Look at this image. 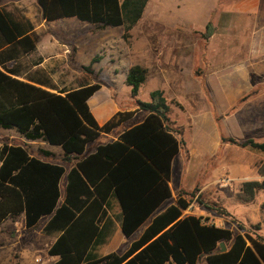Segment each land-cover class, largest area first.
<instances>
[{"label": "trees", "instance_id": "trees-1", "mask_svg": "<svg viewBox=\"0 0 264 264\" xmlns=\"http://www.w3.org/2000/svg\"><path fill=\"white\" fill-rule=\"evenodd\" d=\"M148 1L37 0V5L40 18L47 22L75 18L97 31L121 27L127 40ZM32 29L28 20L17 19L0 7L1 46L32 52L37 42ZM213 30L208 22L203 38H210ZM0 67V129L15 130L26 141L59 146L62 161L70 166L66 171L65 164L30 156L26 146L2 142L0 225L23 214L25 228L31 231L48 219L40 232L55 238L47 251L56 258L55 264H198L202 259L206 264H264L262 237L242 227L234 233L202 217L184 214L190 201L182 196L156 214L172 198V164L185 146L178 138L180 130L169 121L170 107L161 89L150 92L147 102L137 100L136 110L117 112L99 125L88 100L100 84L51 92L41 84L18 79L17 71L2 61ZM83 70L91 72L89 66ZM147 74V69L137 64L127 71L124 82L133 98ZM137 112L145 114L141 122L125 127L115 140L86 153L90 143L115 133ZM230 142L237 144L233 139ZM240 145L264 153V142L248 139ZM258 172L261 180L242 182L240 203L250 204L258 191H264V164ZM63 176L66 184L61 195ZM259 210L264 215V201ZM150 218L124 252L103 255L117 229L130 238ZM220 243L224 252H220Z\"/></svg>", "mask_w": 264, "mask_h": 264}, {"label": "rangeland", "instance_id": "rangeland-1", "mask_svg": "<svg viewBox=\"0 0 264 264\" xmlns=\"http://www.w3.org/2000/svg\"><path fill=\"white\" fill-rule=\"evenodd\" d=\"M243 2L149 0L127 40L123 39L122 28L97 31L95 26L76 19L66 21H72V25L58 23L55 33L64 45L58 54L66 50L65 59L76 70L70 68L65 85L72 86L70 89L79 82L101 85L94 98L98 102L90 106L97 121L116 107L119 112L136 110V101H149L154 90L164 92L170 107L169 121L180 130L178 138L185 143L173 162L170 182L171 201L179 196L190 201L184 214L194 212L207 223L234 233L242 227L264 239V215L259 210L264 191H258L250 204L238 200L242 182L263 178L258 171L264 164V153L240 145L248 139L264 142V51L254 49L259 42L264 46V0H259L258 11L243 12L239 8ZM208 22L214 30L204 39ZM94 57H99L98 61L91 64ZM60 64L59 81L65 76ZM136 64L145 67L148 74L133 98L124 81L129 68ZM85 66L90 67V73L83 70ZM108 93L114 103L107 99ZM143 115L137 112L115 133L101 135L87 146L86 153L111 142ZM119 237L114 242L115 250L123 247L124 238ZM51 239L35 241L33 264H54L47 254ZM8 261L0 250V264ZM198 264L206 263L202 259Z\"/></svg>", "mask_w": 264, "mask_h": 264}, {"label": "crops", "instance_id": "crops-1", "mask_svg": "<svg viewBox=\"0 0 264 264\" xmlns=\"http://www.w3.org/2000/svg\"><path fill=\"white\" fill-rule=\"evenodd\" d=\"M258 2L259 0H247V1L245 0V2H243L239 8L243 12H246L247 10H250V9H255L256 11H258L257 9ZM0 7L10 12L17 19L24 18L28 20L33 27L32 33L34 34V37H36L37 39L35 49L29 53H22L21 49L11 48L8 45L1 46L0 44V61H2L6 65V67L10 69H15L17 71L16 77L18 79L23 80V81H30V83L36 86H39L38 84H41L42 85L40 86L41 88L51 91V92H55V90L53 89L72 90V89H77L81 86L88 85V84H84L83 82H79V84L75 88H72V89H70L72 86L65 85V81L68 79V76L70 75L72 71L71 69H73L74 71L76 70L74 69L73 65L69 64L67 60L65 59V57L67 58L66 50L63 51V53L58 54L59 48L60 47L62 48V46L64 45L61 44L62 42L60 40V37H58V35L55 33V28L57 27L58 23H63L65 25H72L71 23L72 21H69V22H66V21L68 19H75V18H65V19L52 21V22H47L45 20H42L40 18V10L37 5V0H0ZM36 15L38 16L39 19L36 18ZM80 23H85V22H80ZM106 28L102 30H105ZM115 28H121V27H115ZM42 30H45V33H41ZM262 45H263L262 42L261 43L259 42V44H257V47L254 48L255 51L263 52L264 46ZM57 58H60L61 61H59ZM63 60H65V62ZM59 63H61L60 64L61 71L62 72L65 71V76L61 78L60 81H59V76H58ZM100 90L101 88L99 89V91ZM99 91H97L96 93H98ZM96 93L88 100V105L89 107L91 106V108L95 107L96 102H98L96 101V99H94L98 95V94L96 95ZM109 94L110 93H108L107 99L110 100L112 103H114L111 100ZM117 112L119 111H118V108L116 107L112 111H110L107 114V116L103 118L102 121L98 120L97 123L99 125H103ZM144 116L145 114L135 124H138L139 122H141ZM135 124H131L129 126H133ZM3 132L5 133L3 134ZM0 134H1L0 135V146L2 142H7L13 145L26 146L29 150L30 156L32 157H35L45 162H50V163H54L58 165L65 164L62 161L63 160V150L59 146H52L41 140L26 141L25 138L21 136L19 133H17L15 130L0 129ZM104 135H107V134H104ZM115 137L116 136H114L111 139L115 140ZM14 140L19 141V143L14 144L13 142ZM56 147L60 149H56ZM47 153L49 154L47 155ZM58 157H62V159L60 160ZM65 168H66V171H68L70 169V166L65 164ZM171 176H172V171H171ZM65 184H66V176H63L60 182L61 195H63V188ZM171 200H168L167 202H165L158 209L156 214L161 212L164 208H166L169 204H171L173 202ZM60 201H62V197ZM189 215L199 216L194 212H192ZM151 218L147 220V222L130 238H125L123 234L121 233L120 229H117L111 241L109 242L108 246L106 247V248H109V251L106 253L104 252L103 255L112 253L115 250L114 242L116 241V238H118L119 236L120 237L122 236L124 238L123 243H122L123 247L120 246V248H117V250L115 251L116 253H118L117 251L119 249L124 248V250H122V252H124L129 247L130 243L133 240H135L140 235V233L143 231V229L148 225ZM47 220L48 219L41 220L38 228L35 230H31V231L25 228V217L23 214H21L20 216L14 219H7L0 225V237L2 236V240L0 239V250H1L2 255L4 254L5 256L8 257L9 264L11 263L10 260H14V261L20 260L21 262L20 264H33L31 260L32 251L36 246L35 241L37 239H40L41 237L52 238L51 242L47 246V251H48L49 247L55 241V238L51 236H45L41 234L40 232L41 228L47 222ZM51 258L52 260H54V264H55L56 258L54 257H51ZM35 261L36 259L34 260V262Z\"/></svg>", "mask_w": 264, "mask_h": 264}, {"label": "water", "instance_id": "water-1", "mask_svg": "<svg viewBox=\"0 0 264 264\" xmlns=\"http://www.w3.org/2000/svg\"><path fill=\"white\" fill-rule=\"evenodd\" d=\"M219 249H220V252H224L225 251V246H224L223 243L219 244Z\"/></svg>", "mask_w": 264, "mask_h": 264}]
</instances>
